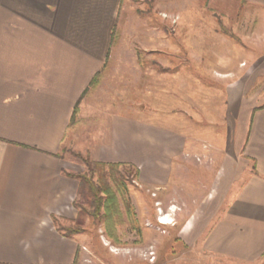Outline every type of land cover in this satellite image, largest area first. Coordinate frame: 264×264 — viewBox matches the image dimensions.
Here are the masks:
<instances>
[{"label":"crops","instance_id":"crops-1","mask_svg":"<svg viewBox=\"0 0 264 264\" xmlns=\"http://www.w3.org/2000/svg\"><path fill=\"white\" fill-rule=\"evenodd\" d=\"M130 2L0 0V264H83L84 221L80 232L64 229L83 215L74 176L83 170L65 155L78 133H92L94 145L75 149L93 160L137 168L142 196L176 221L159 223L174 230L175 249L196 251L201 264L264 258V101L247 96L264 85V54L253 71L237 64L235 77L173 66L171 87L158 59L133 50L120 59ZM217 8L219 18L190 24L194 36L227 42L217 26L251 16L264 27V0ZM200 25L213 29L198 34Z\"/></svg>","mask_w":264,"mask_h":264},{"label":"rangeland","instance_id":"rangeland-1","mask_svg":"<svg viewBox=\"0 0 264 264\" xmlns=\"http://www.w3.org/2000/svg\"><path fill=\"white\" fill-rule=\"evenodd\" d=\"M220 5L221 0H131L125 14V24L119 28V35H121H118V39L115 37L117 49L123 51V56H119L120 59L130 61L128 50L137 52L138 57L142 55V59L145 58L146 60L147 58L149 65L156 64L153 59H158L159 66H164L165 84L171 87L174 83L173 66L187 72L184 67L195 64L202 65V69L207 67L208 71L214 74V78L215 76L235 77L237 64L253 71L259 64L258 55L264 54V27H260L259 32L256 31L257 27L252 24L254 16L246 17L243 25H236V23L229 26L218 25L217 28L220 32L228 34L227 42L218 38L212 39L209 35L205 38L208 41H205L203 37L194 36L191 32L194 27L190 24L194 20L206 21L210 18H219L221 11L219 8L214 9V7H220ZM200 29L205 34L213 28L204 25L197 26L198 34L201 32ZM242 38L244 41L240 40ZM152 48L160 53L158 57L147 56ZM205 49H210L206 55ZM237 49L239 51L243 49L244 52L236 57ZM190 53L196 59L192 58ZM226 71H234V73H220ZM120 75L124 74H118V76ZM186 75L187 73L183 74V76ZM254 75L253 73L246 75L247 77L250 76L251 85L254 79L251 77ZM260 85L250 88L247 93V96L254 102L257 100L264 101V85ZM152 91L155 92V90ZM102 92V97H110L112 93H116V87L112 85L109 88H103ZM121 92L123 93V91L117 90V93L121 94ZM121 108L123 109L124 106H118V109ZM78 134V139L74 140V145L69 143V149L65 155L80 164L79 169H82L83 172L78 174L84 173L88 176V167L78 154L95 161L86 150L87 146L94 145V140L91 137L92 133ZM78 145L86 149L78 151L75 149ZM137 173L138 170L133 165L123 164L116 169H111L112 176H108L110 183L115 187L113 189L116 191L122 210L123 220L116 227L115 239L110 237L108 224L103 218H94L86 211H80L83 215H80L77 223L66 225L70 228L78 227L80 232L84 230L81 228V222L84 221L86 247L83 250V264H133L144 260L150 264H201L199 253L197 254L196 251L184 250L183 252L172 246L175 236L174 230H166L160 226L158 221L159 216L162 215L159 213L160 208H157L155 203L148 202L147 197L142 196L141 191L146 187H142ZM113 175L118 178L122 177L124 185H114L112 182ZM94 181L98 183L97 175L94 176ZM154 189H150L152 198L157 196V188ZM91 200L89 187L84 185L78 197V205L89 208ZM76 205L75 208H78ZM151 209L154 210L153 213H158L157 218L151 214ZM165 220L169 221L170 219ZM174 221L175 219H173ZM157 232L160 233V236L164 235L163 242L157 237ZM151 252H154L155 255L153 261L150 259ZM174 256L175 260L173 259ZM211 262L208 261V264H212ZM222 264L235 263L224 261ZM257 264H264V258Z\"/></svg>","mask_w":264,"mask_h":264},{"label":"trees","instance_id":"trees-1","mask_svg":"<svg viewBox=\"0 0 264 264\" xmlns=\"http://www.w3.org/2000/svg\"><path fill=\"white\" fill-rule=\"evenodd\" d=\"M94 81L93 85L95 86ZM78 156L83 160L84 164L88 167V173L86 174H74L78 177L84 185L89 187V191L92 196L91 205L86 208L84 205L80 206L81 211H86L94 218H103L108 224L109 235L115 239L116 227L122 223V210L120 208V202L116 195V191L113 189V185L110 183L108 176L111 175V169H116L123 163H106L101 161H92L89 158H84L81 154ZM109 174V175H108ZM97 175L98 183L94 181V176ZM112 178V177H111ZM112 182L114 185H124L122 177H116L113 175ZM128 206V205H127ZM64 229L68 233L79 231L78 228H70L64 226Z\"/></svg>","mask_w":264,"mask_h":264},{"label":"built area","instance_id":"built-area-1","mask_svg":"<svg viewBox=\"0 0 264 264\" xmlns=\"http://www.w3.org/2000/svg\"><path fill=\"white\" fill-rule=\"evenodd\" d=\"M197 160L200 161V160H201L200 157H197ZM154 195H155V194H154ZM159 212H161L160 209H159ZM163 217L165 218L166 215H164ZM173 219H174V218H171L170 220L168 219L169 221H171V224L173 223ZM162 220H164V219L162 218V216H159V218H158L159 223H160V224H166V222H165V221L163 222ZM150 259H151V261H153V260L155 259L154 252H151V253H150Z\"/></svg>","mask_w":264,"mask_h":264},{"label":"bare ground","instance_id":"bare-ground-1","mask_svg":"<svg viewBox=\"0 0 264 264\" xmlns=\"http://www.w3.org/2000/svg\"><path fill=\"white\" fill-rule=\"evenodd\" d=\"M164 216V215H163ZM162 216V217H163ZM163 222L165 221L166 222V224H171V222L170 221H166V220H162Z\"/></svg>","mask_w":264,"mask_h":264}]
</instances>
